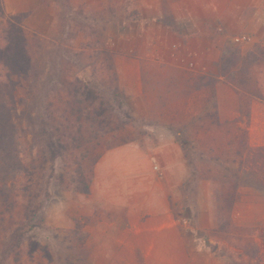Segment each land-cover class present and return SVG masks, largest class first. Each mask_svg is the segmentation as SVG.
<instances>
[{"label": "rangeland", "instance_id": "obj_1", "mask_svg": "<svg viewBox=\"0 0 264 264\" xmlns=\"http://www.w3.org/2000/svg\"><path fill=\"white\" fill-rule=\"evenodd\" d=\"M3 1L33 70L6 101L0 264H264V0ZM203 18L219 56L183 34ZM42 121L74 137L55 160Z\"/></svg>", "mask_w": 264, "mask_h": 264}, {"label": "trees", "instance_id": "obj_2", "mask_svg": "<svg viewBox=\"0 0 264 264\" xmlns=\"http://www.w3.org/2000/svg\"><path fill=\"white\" fill-rule=\"evenodd\" d=\"M23 22V15L7 14L5 11L4 1L0 0V146L13 138L15 129L13 112L9 110L8 106L6 105V101L8 98H16L15 83L26 80L29 73H31L33 70V58L29 52L28 40L24 35ZM102 52L103 54H109V52L106 50H103ZM112 55L116 56L115 53H112ZM112 68H114L113 63ZM117 77L118 76L115 73V82L118 81ZM75 83H78L81 86L76 85L75 89H70V92L75 93L78 98L85 97L87 100H90L92 104L96 105L97 107L96 112H98V117L102 118L107 108L105 102H103L100 98V94L91 90L86 84H83L79 78L75 79ZM117 92L118 90H116L112 100L117 104L118 108L121 109L122 104L119 96L116 95ZM259 98L264 101L263 98ZM79 120H81V118H79ZM97 122H102V119H99L98 121L93 120V123L96 124ZM50 125L52 126V124ZM41 128L43 133L48 135V139L46 140L47 152L51 155L52 160H55L61 156L64 151H66V143L68 142L67 139L71 138V141H73L74 137H68L66 134L54 135L53 133H48V131H46L47 129L45 121H42ZM66 128L70 129V124H68ZM76 133L80 140L82 137L81 125L76 129ZM102 137L103 136L99 135L97 138L99 143L97 146L101 145L100 140ZM100 153L102 152L96 154L94 160L100 158ZM19 168L20 161L17 157V169ZM92 178V170L88 175H81V178L79 179L80 185L75 191L88 195L91 188ZM258 186L259 188L264 189V181L259 183ZM76 229L78 231L81 229L80 223L78 222L76 224ZM17 236H21L19 230L17 231Z\"/></svg>", "mask_w": 264, "mask_h": 264}, {"label": "crops", "instance_id": "obj_3", "mask_svg": "<svg viewBox=\"0 0 264 264\" xmlns=\"http://www.w3.org/2000/svg\"><path fill=\"white\" fill-rule=\"evenodd\" d=\"M21 3H23V8L24 9H20L17 10V12H29V11H36L40 8V2L39 0H19ZM6 5L8 7V3L6 0ZM147 18H149L146 15V20ZM152 18V17H151ZM150 23H152V20H149ZM213 20H207L205 18L201 19V23L197 22L194 23L195 26H193V22H192V26H190V30L184 32L183 34H185L187 37H197L198 40H210L211 44L210 46H208V50L214 52L215 55L219 56L221 54V48L224 46L223 40L220 39V36H216L215 35V30L208 27L210 25V23H213ZM155 25H157V27L161 28V24L160 23H155ZM193 39V38H192ZM133 71L135 70V76L136 78L134 79V81H131V88L137 87L141 89V84L138 81L139 80V66L134 63L133 64Z\"/></svg>", "mask_w": 264, "mask_h": 264}]
</instances>
